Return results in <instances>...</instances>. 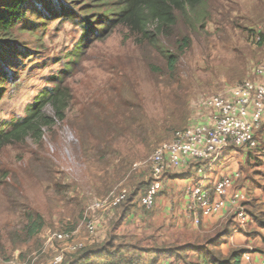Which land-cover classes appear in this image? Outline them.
Returning <instances> with one entry per match:
<instances>
[{
    "label": "rangeland",
    "instance_id": "rangeland-1",
    "mask_svg": "<svg viewBox=\"0 0 264 264\" xmlns=\"http://www.w3.org/2000/svg\"><path fill=\"white\" fill-rule=\"evenodd\" d=\"M124 1L36 0L49 10L38 15L43 19L29 11L31 28L18 23L8 36L0 34L18 52L0 64V130L28 117L31 106L53 89L71 96L66 120L58 119L49 103L44 112L55 121L42 128L41 138L29 135L0 150V264H51L57 252L67 250V243L52 239L57 231L77 230L75 237L87 242L85 216L92 200L131 185L135 163H142L137 170L148 171L154 150L189 125L202 100L214 93L229 94L227 90L242 83L261 62L264 0H208L206 24L200 20L196 28L183 18L172 37L161 38L162 45L179 52L178 40L191 36L174 72L157 47L142 42L127 26L103 24L116 18ZM137 101L155 129L147 144L136 145V124L124 120L125 111ZM114 113L120 131L112 130L106 138L117 150L108 158L114 165L128 162L124 177L112 174L114 166L87 150L86 136L80 133L86 128L100 135L105 118L113 119ZM238 151L264 161L256 149L229 148L230 153ZM23 204L46 220L45 229L27 244L19 237L14 240L8 229L23 223ZM112 221L100 236L113 232ZM72 256L65 252L66 264Z\"/></svg>",
    "mask_w": 264,
    "mask_h": 264
},
{
    "label": "trees",
    "instance_id": "trees-1",
    "mask_svg": "<svg viewBox=\"0 0 264 264\" xmlns=\"http://www.w3.org/2000/svg\"><path fill=\"white\" fill-rule=\"evenodd\" d=\"M208 7V0H125L119 10L115 12L116 18H111L110 20H107V22H103V24L110 26L111 23H115V25L127 26L131 31L141 37L142 42H147L157 47V49L166 59L169 70L174 72L182 50L188 47L192 41L191 36L189 34H184L182 38L178 40L179 52H174L166 45H162L161 38L172 37L174 35V29L178 26L179 22L183 18L186 19L187 25L191 26L192 28H196L200 20H202V24L204 26L208 18ZM29 11L38 16L39 14L44 15L48 13L49 10L47 7L37 5L36 0H0V34L8 36L11 32V29L14 28L18 23H24L28 25L29 28H31L29 25L31 23L27 17V13ZM108 14H112V12H108ZM38 18L43 19L42 16H38ZM87 24L89 27L91 25V21L89 20ZM88 27H85V29H88ZM262 31L263 33L259 32L261 34V40L259 42L260 44L264 43V29ZM8 40L2 38V35H0V64H4L10 55H17L18 53L17 51L13 52V47H10V45L7 46V43L9 42ZM10 44H12V41ZM6 47H9V49H6ZM1 52H4V55H1ZM259 64L261 63L253 66V73L254 68ZM3 75V73L0 74L1 79L4 78ZM69 98H71L70 94H66L65 92L61 91L60 88L53 89L46 93L39 101L35 102L31 106L28 117L12 124V127L8 130H0V150L6 145L24 141L29 135H35V137L41 138L42 128L45 126H52L55 121L52 116H49L44 112V108L49 103L54 107L56 111V117L61 121L66 120L68 118L67 107L70 104ZM133 107H136V115H134L135 110ZM125 115V122L130 123L132 120L133 124H136V139L138 140L136 145L141 143L147 144L148 141H150L152 134H154L155 129L151 121H147V117L143 113V106L137 101L136 105H132V107H129L125 111ZM105 119L106 125L109 127H106V125L103 123L102 125L105 127L99 128L101 132L100 135L98 131L90 133L86 128L80 130V133L82 134L83 132L84 136H86V149H93L95 152V157L98 158L99 161L106 160L108 162V167L114 166L112 174L117 173L124 177L126 163L128 162L121 161L120 164L114 165L113 161L108 157L109 155L117 153V150L112 149V146L108 144L110 143V139L106 140L112 130H115L117 133H119V116L114 113L113 119L110 117H106ZM98 139H100L101 142H107V145L102 147L101 142L99 144ZM96 140L98 141V144H94V141ZM153 146H155V144H153L152 147ZM256 150L258 152L262 150L260 140L259 146ZM195 165V163H192L188 167H191V169H193L192 171H195ZM134 172L135 176L133 177L134 179L132 184L129 186H124L130 189L129 194L124 201L115 207V213L112 217L113 224L121 219L119 217L120 212L130 204H140L142 208L148 211L152 210L158 195L163 193L166 181L170 178L168 177L167 180L164 179L162 188L155 198L154 205L151 208H146L142 203V199L152 184V177L150 173H146L148 171H144L143 169H134ZM105 173L106 176H108V171H105ZM109 180L110 178L105 183L108 184ZM60 186L64 188V184ZM183 193L189 202V198L185 193V188ZM100 197H104V195L95 198ZM21 209L23 223L20 224L18 229H16L14 226L11 229L8 227V229L10 234L13 232L12 234H14L15 237L14 240L16 237H19V241L21 243L27 244L45 229L46 220L41 212L35 210L28 204H23ZM85 234H87L86 230ZM102 239L98 238L92 244V247L87 245L77 252H70L71 256L73 255L71 258V264H123L122 260L119 259L109 260L108 258H100L101 255L107 254L108 256H111V253L115 252V250L112 249L109 244H106L108 241L107 238L101 241ZM117 240L118 242H122L120 237H118ZM115 244L118 243L115 242ZM193 247L194 246L191 244H185L179 246L177 249H174V251H177V256L183 257L182 255H184L187 250L192 249ZM199 251L200 258L203 260L204 264H241L240 256L242 252L240 250L233 251L228 257H224L216 249H211L206 246L201 248ZM64 264H66V259L64 260Z\"/></svg>",
    "mask_w": 264,
    "mask_h": 264
},
{
    "label": "built area",
    "instance_id": "built-area-1",
    "mask_svg": "<svg viewBox=\"0 0 264 264\" xmlns=\"http://www.w3.org/2000/svg\"><path fill=\"white\" fill-rule=\"evenodd\" d=\"M254 74L264 79V63L254 68ZM263 118L264 81L245 79L236 86L235 95L214 93L202 100L189 125L179 129L169 142L154 151L148 167L152 184L143 196V205L151 208L164 179L195 163L191 181L185 186L190 217L199 224L202 218L217 214L229 203L239 224L246 225L249 215L244 202L249 200L250 193L248 186L242 182L241 171L219 175L211 184L208 179L211 166L230 147L257 149L259 140L256 132ZM141 165L140 162L135 163L134 169ZM129 192L130 189L124 187L117 193L112 191L104 197L95 198L89 204L85 216L87 242L84 238L75 237L76 231L55 232L52 239L67 243V252H77L95 242L113 217L115 207L125 200ZM65 252H57L51 264H64Z\"/></svg>",
    "mask_w": 264,
    "mask_h": 264
},
{
    "label": "crops",
    "instance_id": "crops-1",
    "mask_svg": "<svg viewBox=\"0 0 264 264\" xmlns=\"http://www.w3.org/2000/svg\"><path fill=\"white\" fill-rule=\"evenodd\" d=\"M255 62L257 60H251L250 64ZM260 63H264V51ZM246 79L264 81L253 71L246 75ZM235 90L233 86L227 92L235 95ZM256 133L262 149L259 154H263L264 159V118ZM222 157L227 162L221 161ZM222 157L211 166L208 182L211 184L215 177L230 174L229 169L241 171L242 181L248 185L250 193L249 201L244 202L249 215L246 225L239 224L229 203L217 214L196 223L189 215V202L183 193L194 171L191 167H184L166 179L163 193L158 195L152 210L148 211L140 204H130L120 212L121 219L115 223L114 229L113 225L110 229L114 233L106 230L100 236V239L104 237L101 241L107 238L106 244L115 252L100 258L119 259L123 264H204L199 250L206 246L216 249L224 257L240 250L241 264H263L264 161L239 151H228ZM118 237L122 242H118ZM185 244L194 247L184 251L183 257L177 256L174 249ZM88 246L93 245L89 243Z\"/></svg>",
    "mask_w": 264,
    "mask_h": 264
}]
</instances>
